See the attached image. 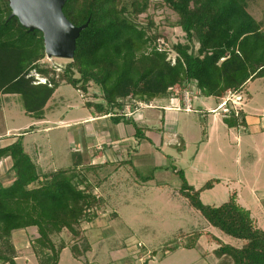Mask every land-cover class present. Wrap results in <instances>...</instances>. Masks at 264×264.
<instances>
[{
    "label": "trees",
    "instance_id": "obj_1",
    "mask_svg": "<svg viewBox=\"0 0 264 264\" xmlns=\"http://www.w3.org/2000/svg\"><path fill=\"white\" fill-rule=\"evenodd\" d=\"M247 4L248 0H67L65 18L75 27L88 22L75 40L72 59L56 69L44 62L42 34L22 28L15 17H9L8 1L0 0V96H18L24 114L40 122L61 84L82 94L95 86L99 94L93 97L99 101L84 104L94 111V118L131 125L137 137H144V128L125 118L127 106L169 99L174 86H192L199 97L221 99L225 92L240 94L249 82L264 79V18L256 21ZM150 8L173 13L185 43L169 49L159 44L164 38L156 32L154 17L147 15ZM143 14L145 23L136 22ZM170 52L173 61L167 58ZM32 74L44 82L34 80ZM223 122L229 129L246 128L241 110L231 111ZM201 131L205 136V129ZM23 134L10 136L11 141L0 147V163L9 162L6 174L13 177L6 185L0 181V264H14L12 232L31 227L38 234L31 243L38 264H57L66 245L62 241L55 245L51 236L66 230L78 238V225L91 223L102 207L103 201L93 193L95 185L83 172L97 166H79L80 155L73 153L68 170L43 173L24 151ZM171 169L181 179L178 194L188 205L211 227L240 242L235 247L215 238L214 255L228 258L231 264H264V232L236 202V194L218 206L202 204L200 194L219 180L210 179L195 189L186 183L182 170ZM199 237L193 232L182 248L193 249ZM88 250V245L81 251L76 245L70 247L74 255Z\"/></svg>",
    "mask_w": 264,
    "mask_h": 264
},
{
    "label": "rangeland",
    "instance_id": "obj_2",
    "mask_svg": "<svg viewBox=\"0 0 264 264\" xmlns=\"http://www.w3.org/2000/svg\"><path fill=\"white\" fill-rule=\"evenodd\" d=\"M247 12L261 22L264 0H248ZM147 15L154 17L156 32L165 39L159 40V44L164 43L169 49L176 43H185L183 33L176 26L177 17L169 10L150 8ZM147 15H140L136 22L145 23ZM174 57L170 52L167 58L173 61ZM45 59L44 62L56 69L68 62ZM33 78L44 82L38 76ZM173 90L180 98L184 88L174 86ZM187 90L193 94L190 112L176 111L177 99L173 96L125 109L127 117L132 116L130 120L140 128L145 127V137L147 128L162 127L159 107L168 110L166 114L174 115L176 125L171 119L165 131L177 129L179 137L174 135L175 139L174 131L170 132V144L162 146L157 137L163 136L167 141L165 131L152 129L151 144L137 137L131 125L122 123L125 127L120 131L108 119L94 118V111L84 104L99 101L93 97L99 94L95 86L82 94L61 84L40 122L24 114L18 96H0V147L11 141L10 136L22 135L31 127L23 134V148L43 173L68 170L73 153L80 155L78 165L81 167L87 168L89 158L94 157H100L94 164L110 162L98 173L83 170L87 180L98 185L95 196L101 198L103 204L91 223L81 222L76 228L81 239L73 238L66 230L51 236L55 245L62 241L68 247L64 256L71 259L70 247L76 245L81 251L88 240L93 264H231L228 258L214 255L218 248L215 238L235 247L240 242L211 227L178 194L181 179L173 173L172 166L182 170L186 183L196 188L210 179H218L219 183L200 194L201 203L218 206L235 193L238 203L251 212L264 231V79L249 82L240 94L225 92L221 99L199 97L192 86ZM226 109L229 112L241 110L246 115L248 127L228 129L223 122ZM150 111H154L156 117ZM204 111L209 113L201 115ZM130 130L133 134L125 136ZM108 139L115 144L110 150L106 146ZM129 148L140 153L132 157L134 151L131 150L127 155ZM141 160H144L143 165H140ZM8 167V161L0 163V181L4 185L13 179L12 173L5 174ZM149 176L151 179L147 181L142 179ZM102 179L106 181L100 183ZM193 232L200 234L194 248H182ZM171 247L177 250H167Z\"/></svg>",
    "mask_w": 264,
    "mask_h": 264
},
{
    "label": "water",
    "instance_id": "obj_3",
    "mask_svg": "<svg viewBox=\"0 0 264 264\" xmlns=\"http://www.w3.org/2000/svg\"><path fill=\"white\" fill-rule=\"evenodd\" d=\"M22 28L42 34L45 57L71 60L75 50V40L87 27V22L79 27L72 25L63 14L67 0H7Z\"/></svg>",
    "mask_w": 264,
    "mask_h": 264
},
{
    "label": "crops",
    "instance_id": "obj_4",
    "mask_svg": "<svg viewBox=\"0 0 264 264\" xmlns=\"http://www.w3.org/2000/svg\"><path fill=\"white\" fill-rule=\"evenodd\" d=\"M157 110H159L160 111V115H162L161 117H163V123H162V127L161 128H159V129H153L154 131H159V132H162V131H165V129H166V126H168V125H170L171 124V119L174 121L175 119L172 117V116H174V115H172V116H170L169 114H166V111H168V110H162V109H160V107L157 109ZM164 111V112H163ZM150 112H154V111H150ZM155 113V112H154ZM155 115V117H156V113L154 114ZM124 116H125V114H124ZM137 116H139V114H137ZM176 116V115H175ZM125 118L126 119H128V118H130V119H132V116L131 117H127V116H125ZM135 122V121H134ZM176 122L177 121H174V126L176 125ZM245 122H246V127H248V122H247V118H246V115H245ZM116 126H117V129H119L120 131H122V130H124V125L122 124V123H119V124H116ZM226 126V125H225ZM137 127H140V126H138V124H137ZM143 128H145L144 126H143ZM151 129V128H150ZM229 129V128H228ZM153 130H151V131H146V135H147V137H145V135H144V137L143 138H145V140H147L149 143H151L152 144V138H150L149 137V134H151V133H153ZM172 131H174V133L172 134V136L175 138V139H177L176 137H179V134H178V132H177V129H174V130H170V131H165L166 133L164 134V135H166L165 136V138H167L168 140L167 141H164L163 139V136H158L157 138L159 139V141H160V144H161V146L162 145H165V144H170V142L171 141H169V139H170V135H171V133L170 132H172ZM125 132V131H124ZM127 132V131H126ZM126 132H125V134H126ZM133 134V131L132 130H130V131H128V134L127 135H125V136H128V135H132ZM174 135H176V137L174 136ZM178 135V136H177ZM117 144H119L120 145V143H117ZM177 144H178V141H177ZM113 145H115L114 144V142L111 140V141H109V139L108 140H106V146H107V148L110 150L111 149V147L113 146ZM132 149L131 148H129L127 151H128V154L127 155H129L130 154V152L129 151H131ZM96 151V150H95ZM132 151H134V152H132V157H134L135 156V154H136V156H137V154L138 153H140V152H136L135 150H132ZM141 151H144L143 149L141 150ZM146 151V150H145ZM96 153V152H95ZM98 154V153H97ZM96 158L97 157H94V158H89V165H92V166H97L96 167V169H94V170H92V172L94 173V172H97L98 173V171H100V170H102V168L101 167H104V166H106V165H109L110 164V162L109 161H107L108 160V158H109V156H107V157H105V158H107L105 161H107V162H104L103 164H100V165H98V164H94L95 163V161H97L96 160ZM100 157H98L97 159H99ZM94 161V162H93ZM139 161V160H138ZM144 164V160H141L140 161V165H143ZM175 168H177V167H175ZM8 169H9V167H8ZM7 169V170H8ZM7 170H6V173H7ZM5 173V174H6ZM111 175H112V173H111ZM110 175V176H111ZM144 178V177H143ZM106 179V178H105ZM105 179H102V180H100V183H104L106 180ZM134 181V180H133ZM88 182H90L91 183V181L90 180H88ZM101 186V185H100ZM192 186V185H191ZM194 187V186H193ZM195 189H197L196 187H194ZM94 194L98 191V186H96L95 185V187H94ZM200 197V196H199ZM236 202L238 203V201H237V199H236ZM239 204V203H238ZM240 205V204H239ZM240 206H242V205H240ZM242 207H244V206H242ZM245 208V207H244ZM245 209H247V208H245ZM248 210V209H247ZM249 211V210H248ZM250 212V211H249ZM250 215H251V212H250ZM251 217H252V219H253V221H254V223H255V225H256V227H258V225H257V223H256V220L253 218V216L251 215ZM259 228V227H258ZM259 229H261V228H259ZM262 230V229H261ZM263 231V230H262ZM264 232V231H263ZM38 237V234H37V231H36V229L35 228H33V227H31V228H26V229H23V230H18V231H14V232H12V234H11V242H12V244H13V247H14V250H15V257H14V264H38V262H37V260H36V258H35V256H34V253H33V250L31 249V243H32V240H34V239H36ZM83 238H84V236H83ZM86 240H87V238H86ZM87 245L89 246V250L86 252V253H84V254H82V255H74V254H72V252L70 251V255H71V259L68 257V256H64L65 254H64V251L66 250V249H68V247H66V248H64L61 252H60V254H59V259H58V263L57 264H93L94 262H93V258H92V255H93V252L91 251V249H90V245H89V243H88V240H87ZM26 251H30L29 253H27ZM91 254V256L89 257V259H88V255H90ZM33 257V258H32ZM108 264V263H107Z\"/></svg>",
    "mask_w": 264,
    "mask_h": 264
},
{
    "label": "built area",
    "instance_id": "obj_5",
    "mask_svg": "<svg viewBox=\"0 0 264 264\" xmlns=\"http://www.w3.org/2000/svg\"><path fill=\"white\" fill-rule=\"evenodd\" d=\"M174 91V90H173ZM177 93L176 91L172 92V96L174 99L176 100V111H184V112H190L191 111V107H190V103H191V98L193 96L192 92L188 91L186 88H184V90H182V95L180 96V98L177 97ZM223 106H225V102L222 103ZM221 104H219L220 106ZM128 107V106H127ZM126 107V108H127ZM222 107V106H221ZM220 108V107H219ZM126 112V110H125ZM231 112V111H230ZM230 112L226 109V111H224L225 115H223V117H228V115H230ZM127 113V112H126ZM228 113V114H227ZM236 113V112H235ZM129 115L128 113L125 114V116Z\"/></svg>",
    "mask_w": 264,
    "mask_h": 264
}]
</instances>
